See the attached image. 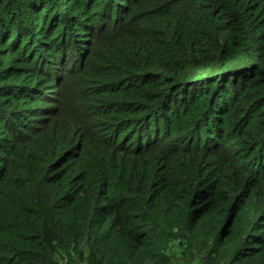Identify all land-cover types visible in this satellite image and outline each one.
Instances as JSON below:
<instances>
[{
    "label": "trees",
    "instance_id": "obj_1",
    "mask_svg": "<svg viewBox=\"0 0 264 264\" xmlns=\"http://www.w3.org/2000/svg\"><path fill=\"white\" fill-rule=\"evenodd\" d=\"M46 1L0 0L3 50ZM121 13L64 71L57 129L0 137V264H146L179 234L226 264H264V0ZM2 56L5 126L24 112Z\"/></svg>",
    "mask_w": 264,
    "mask_h": 264
},
{
    "label": "rangeland",
    "instance_id": "obj_2",
    "mask_svg": "<svg viewBox=\"0 0 264 264\" xmlns=\"http://www.w3.org/2000/svg\"><path fill=\"white\" fill-rule=\"evenodd\" d=\"M131 3L132 0H48L42 6L45 9L41 8L40 17L36 12L28 11L26 16L24 13L21 17L23 29L17 32L18 39L15 37L8 42L7 50L0 46V55H11L10 68L18 76L16 79L20 78L13 98L19 100L18 110L24 112L20 122L11 120L12 126H0V137L3 140H9L14 146L15 135H29L30 128L35 127L39 133L57 129L63 121L60 117L53 119V115L62 107L61 91L68 77L64 71L75 65L78 67L83 59L90 56V46L94 36L102 32L99 28L105 24L103 20L106 15H114L117 20L127 18V14L121 11L128 9ZM0 60L5 62L8 59L2 56ZM86 88L89 89L86 86L82 91L86 92ZM54 111L56 113L52 114ZM11 113H7L8 118H12L9 115ZM44 120H47V126L50 124L49 127H45ZM0 144L7 143L0 139ZM3 157V160L8 159V155ZM210 247V243L204 245L179 234L168 243L159 257L146 264H226L223 259L210 257ZM61 262L86 264L74 252L63 254Z\"/></svg>",
    "mask_w": 264,
    "mask_h": 264
}]
</instances>
